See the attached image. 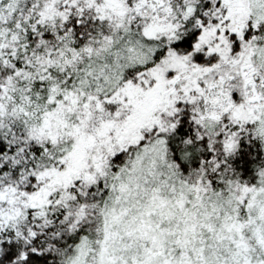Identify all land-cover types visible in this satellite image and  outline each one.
<instances>
[{"label":"snow or ice","instance_id":"6c2138e0","mask_svg":"<svg viewBox=\"0 0 264 264\" xmlns=\"http://www.w3.org/2000/svg\"><path fill=\"white\" fill-rule=\"evenodd\" d=\"M0 264H264V0H0Z\"/></svg>","mask_w":264,"mask_h":264}]
</instances>
